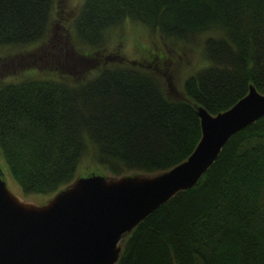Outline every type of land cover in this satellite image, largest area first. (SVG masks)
I'll return each mask as SVG.
<instances>
[{"label":"trees","instance_id":"trees-1","mask_svg":"<svg viewBox=\"0 0 264 264\" xmlns=\"http://www.w3.org/2000/svg\"><path fill=\"white\" fill-rule=\"evenodd\" d=\"M54 5L0 0V44L48 37ZM126 17L163 35L187 38L212 27L223 35L204 40L209 62L181 92L171 74L166 90L149 66L133 62L71 81L58 61L50 65L56 74L2 81L0 151L24 192L52 194L71 182L88 140L113 175L169 169L200 139L198 105L216 114L250 84L264 93V0H83L76 34L97 42ZM122 242L115 264H264V115L231 135L194 185Z\"/></svg>","mask_w":264,"mask_h":264},{"label":"water","instance_id":"water-1","mask_svg":"<svg viewBox=\"0 0 264 264\" xmlns=\"http://www.w3.org/2000/svg\"><path fill=\"white\" fill-rule=\"evenodd\" d=\"M201 136L188 157L155 174L76 177L45 203L23 200L0 170V264H114L120 240L180 190L194 185L231 135L264 115L253 84L230 107L197 106Z\"/></svg>","mask_w":264,"mask_h":264},{"label":"rangeland","instance_id":"rangeland-1","mask_svg":"<svg viewBox=\"0 0 264 264\" xmlns=\"http://www.w3.org/2000/svg\"><path fill=\"white\" fill-rule=\"evenodd\" d=\"M82 2L83 0H55L49 36L45 39L31 44H0V83L56 74L57 70L50 65L58 61L67 66L66 71H69V74L66 75L71 81L78 76H89L106 65H125L133 62L149 66V71H153L166 90V74H171L181 92L184 79L209 62L205 54L204 40L208 36L223 35L216 27L196 31L187 38L163 35L139 20L126 17L104 29L102 37L91 43L79 38L74 26V17ZM31 52H37L36 59H33ZM41 54L44 56L41 57ZM53 55L55 57L51 59ZM0 170L8 188L23 200L42 204L53 194L24 192L10 175L1 151ZM91 172L114 176L97 161L96 149L88 140L75 170V178ZM132 173L138 172L129 171V174ZM120 244H123L122 240Z\"/></svg>","mask_w":264,"mask_h":264}]
</instances>
